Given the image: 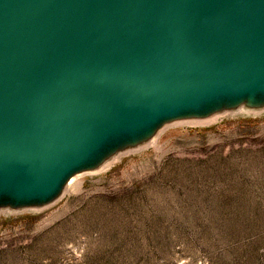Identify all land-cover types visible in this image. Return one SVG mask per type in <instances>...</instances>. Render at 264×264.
<instances>
[{
    "label": "water",
    "instance_id": "water-1",
    "mask_svg": "<svg viewBox=\"0 0 264 264\" xmlns=\"http://www.w3.org/2000/svg\"><path fill=\"white\" fill-rule=\"evenodd\" d=\"M239 108H264V0H0V210Z\"/></svg>",
    "mask_w": 264,
    "mask_h": 264
},
{
    "label": "rangeland",
    "instance_id": "rangeland-1",
    "mask_svg": "<svg viewBox=\"0 0 264 264\" xmlns=\"http://www.w3.org/2000/svg\"><path fill=\"white\" fill-rule=\"evenodd\" d=\"M78 179L0 210V264H264V108L171 122Z\"/></svg>",
    "mask_w": 264,
    "mask_h": 264
},
{
    "label": "bare ground",
    "instance_id": "bare-ground-1",
    "mask_svg": "<svg viewBox=\"0 0 264 264\" xmlns=\"http://www.w3.org/2000/svg\"><path fill=\"white\" fill-rule=\"evenodd\" d=\"M158 133H159V132H158ZM158 133H157L152 139H150V141H149L150 143L153 142V141L156 139ZM114 159H115V157H114L113 159H111L110 161L106 162L105 164H103V165L100 167V169L103 168V167H106V166H107L110 162H112ZM83 173H84V172H83ZM83 173H77V174L73 175V176L68 180V182L66 183L63 192H65V191H70V190H74V189H76L77 187H79V185H80V181H79L78 178H79V176H80L81 174H83Z\"/></svg>",
    "mask_w": 264,
    "mask_h": 264
}]
</instances>
